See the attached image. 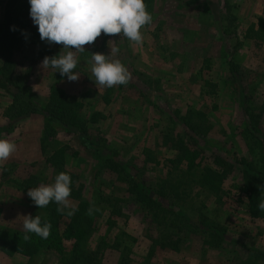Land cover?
Listing matches in <instances>:
<instances>
[{
    "label": "rangeland",
    "instance_id": "rangeland-1",
    "mask_svg": "<svg viewBox=\"0 0 264 264\" xmlns=\"http://www.w3.org/2000/svg\"><path fill=\"white\" fill-rule=\"evenodd\" d=\"M26 1L0 0V23ZM144 3L153 19L141 29L142 44L102 33L78 53L76 81L41 68L38 45L29 40L8 43V62L0 53V138L17 146L0 167V233L18 237L25 215L43 218L21 182L54 183L60 171L49 157L65 147L63 168L98 209L87 242L98 251L96 264H242L252 252H264V218L250 217L239 196L244 170L264 183V39L250 33L264 27V0ZM44 43L49 57L62 50ZM112 47L120 49L118 56ZM93 52L120 59L130 82L96 85ZM53 89L80 103L77 113L90 133L55 119L42 149L43 105ZM93 112L102 114L96 122L89 119ZM183 148L201 151V166L190 174L178 158ZM215 156L232 166L220 165ZM202 166L224 179L219 203L198 181ZM123 172L158 202L155 210L131 199L133 183ZM171 219L176 226L168 224ZM67 220L60 219L61 229ZM64 244L70 247V241ZM0 264L63 262L55 251L40 249L31 256L0 251Z\"/></svg>",
    "mask_w": 264,
    "mask_h": 264
},
{
    "label": "trees",
    "instance_id": "trees-1",
    "mask_svg": "<svg viewBox=\"0 0 264 264\" xmlns=\"http://www.w3.org/2000/svg\"><path fill=\"white\" fill-rule=\"evenodd\" d=\"M9 15V14H8ZM263 24V23H262ZM250 33L253 39L263 40L264 39V27L259 26L258 28H250ZM31 41L34 44L38 45V53L41 57L50 56V51L46 47V43L40 39L38 32V27L32 21L30 17V4L29 0L23 2L20 5L19 10L14 14L11 13L10 16L4 18L2 23H0V53L4 56L5 62L10 60V54L12 52V46H7L8 43L15 41L17 43H22L24 41ZM18 44V45H19ZM255 44H257L255 42ZM6 46V47H4ZM17 46V45H16ZM77 107H80V103L74 101L72 103L65 100L62 97V94L53 89L49 95L48 101L43 105L44 116L46 117V128L44 132V137L41 140L42 149L45 148L43 145L45 139L48 136H52L49 133L51 126L48 125L49 122L55 119L62 120L64 123L69 124L75 128L80 129L82 132L90 133V127L87 126V121L77 113ZM102 114L100 112H93L89 119L91 122H96ZM196 117L202 118V114L196 113ZM50 127V129H48ZM192 129H195V126L190 125ZM189 140L194 141V139L189 136ZM183 142V141H181ZM66 149L65 147L56 148L49 157L50 164L57 170L63 171L70 175L72 184H71V197L77 199L78 211L74 215L68 216L66 212L64 214L58 213L56 211L57 204L51 202L47 207L43 209L45 215L43 216V221H48L51 223V234L47 239H42L36 236L34 233H29L31 237L29 240L24 239V230L22 234L18 237H10L6 234L0 233V251L12 255V254H21L31 256L32 254L38 252L40 249H51L55 251L61 258L63 264H96V257L98 251L93 250L88 247V240L91 237L92 233L96 228H94V219L95 212L92 215L87 214V209L90 207L88 201L82 198L81 190L83 184L79 183L75 185L76 178L63 168L64 157ZM200 150L198 149H189L183 148L180 157V161L185 164V172L190 174L196 168L201 166L200 160L197 161L198 157L201 159ZM215 161L220 165H226L227 167L232 166L230 163H227L224 159L215 156ZM175 160H170L174 162ZM242 163H245V160H241ZM201 177L199 178V183L211 194L216 195V202H221V192H222V183L223 177H221L219 171H214L211 168H206L204 166L200 167ZM123 172L125 181L129 180L133 184L128 188V193L131 194V199L136 202H141L149 206V210H155L159 206L150 194L144 192V189L138 187V183L132 179V177L127 176ZM121 178V177H120ZM38 180V179H37ZM123 180V179H122ZM31 183L28 181L21 182L24 193L29 188L37 187L35 186V179L31 180ZM176 187H173V190L176 191ZM239 196L242 199L245 197L247 211L252 218H264V211H259L257 205L261 200H264V183L263 181L254 175H251L246 170L243 171V184L239 189ZM163 189L160 190V195L163 194ZM79 198V199H78ZM82 198V199H81ZM27 199L32 201L31 198L27 195ZM33 202V201H32ZM98 213V212H97ZM99 214V213H98ZM155 215H153L154 217ZM62 217H67V223L61 229L60 228V219ZM204 221V220H202ZM176 222L171 219L168 220V224L176 226ZM70 241V247L66 248L64 242ZM264 259V252H252V254L242 261V264H258V261Z\"/></svg>",
    "mask_w": 264,
    "mask_h": 264
},
{
    "label": "clouds",
    "instance_id": "clouds-1",
    "mask_svg": "<svg viewBox=\"0 0 264 264\" xmlns=\"http://www.w3.org/2000/svg\"><path fill=\"white\" fill-rule=\"evenodd\" d=\"M29 4L30 16L38 27L40 39L49 44L62 45L57 55L43 58L41 68L51 67L69 81L79 79V73L74 71L80 62L78 53L85 52L86 46L94 44L102 33L112 37L123 34L139 45L143 42L141 29L151 24L153 19L144 0H29ZM110 51L115 57L120 49L112 47ZM90 62L94 82L100 87L126 86L131 80L130 71L118 58L93 52ZM16 149L14 141L0 138V167ZM71 184L70 175L61 171L54 183L29 188L27 195L38 208H45L54 202L58 213L66 212L72 216L78 211V206L69 199ZM257 209L264 211V200L258 203ZM95 211L98 209L90 205L87 214L92 215ZM23 228L25 240L31 238L29 233L47 239L52 225L46 220L42 222L40 215H25Z\"/></svg>",
    "mask_w": 264,
    "mask_h": 264
}]
</instances>
